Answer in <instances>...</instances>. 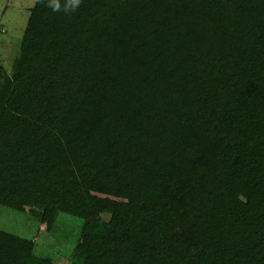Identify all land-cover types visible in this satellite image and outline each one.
Here are the masks:
<instances>
[{
    "label": "trees",
    "instance_id": "1",
    "mask_svg": "<svg viewBox=\"0 0 264 264\" xmlns=\"http://www.w3.org/2000/svg\"><path fill=\"white\" fill-rule=\"evenodd\" d=\"M1 206L81 219L67 264H264V0H37ZM0 264L64 263L0 229Z\"/></svg>",
    "mask_w": 264,
    "mask_h": 264
},
{
    "label": "rangeland",
    "instance_id": "2",
    "mask_svg": "<svg viewBox=\"0 0 264 264\" xmlns=\"http://www.w3.org/2000/svg\"><path fill=\"white\" fill-rule=\"evenodd\" d=\"M37 0H0V60L11 70L20 54L22 38ZM82 220L60 216L59 226L49 233L38 218L9 207H0V229L26 238L37 239L39 251L51 254L62 263L68 262L73 252Z\"/></svg>",
    "mask_w": 264,
    "mask_h": 264
},
{
    "label": "clouds",
    "instance_id": "3",
    "mask_svg": "<svg viewBox=\"0 0 264 264\" xmlns=\"http://www.w3.org/2000/svg\"><path fill=\"white\" fill-rule=\"evenodd\" d=\"M79 3V0H77V4Z\"/></svg>",
    "mask_w": 264,
    "mask_h": 264
}]
</instances>
